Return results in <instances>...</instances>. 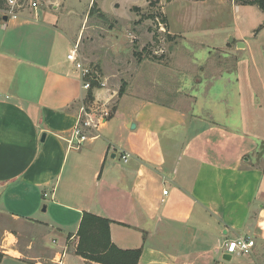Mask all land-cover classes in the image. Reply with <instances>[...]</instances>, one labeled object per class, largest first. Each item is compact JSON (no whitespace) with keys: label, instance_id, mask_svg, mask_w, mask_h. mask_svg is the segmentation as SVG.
I'll use <instances>...</instances> for the list:
<instances>
[{"label":"crops","instance_id":"crops-1","mask_svg":"<svg viewBox=\"0 0 264 264\" xmlns=\"http://www.w3.org/2000/svg\"><path fill=\"white\" fill-rule=\"evenodd\" d=\"M143 1L131 0L125 27L137 22L136 9L149 4ZM159 3L168 35L183 41L177 55H192L169 70L197 102L185 110L153 99L138 88L142 80L120 97L104 69L94 102L114 113L80 149L67 140L86 92L68 56L75 47L84 56L87 16L72 36L69 11L0 12V264H99L77 252L85 214L113 222L117 248L142 249L138 264H264V19L254 20L263 11L236 0ZM176 3L187 9L173 10L180 28L168 13ZM228 3L237 13L231 32L252 36L243 44L255 80L236 74L244 70L239 59L210 84L203 77L198 83L187 71L213 72L208 62L218 50L229 54L222 48L236 39L228 33L208 43L187 35L215 16L209 9L223 16ZM101 8L124 27L119 0L115 15ZM219 85L220 95L213 90ZM220 106L230 115L240 111L236 127L216 121ZM239 237L255 241L252 253L225 260V244Z\"/></svg>","mask_w":264,"mask_h":264},{"label":"rangeland","instance_id":"rangeland-1","mask_svg":"<svg viewBox=\"0 0 264 264\" xmlns=\"http://www.w3.org/2000/svg\"><path fill=\"white\" fill-rule=\"evenodd\" d=\"M20 1L23 7L17 12L24 9L27 11L33 9L31 7L33 2L38 4V9L41 10V13L48 11L54 12L56 10L58 14H61L69 11L66 16V22L68 27H70L69 32L72 36L78 34L82 21L87 16L85 24L86 30H84L85 34H82L81 38L85 51L82 60L94 71V75L99 78L100 83H102L100 76L105 69L107 74L114 76L113 80H111L113 86L118 87L119 90L124 89V92L130 89L129 86L133 88V83L142 80L140 84H137V86L139 85L138 88L146 92L149 91L153 99L171 102L170 104L180 106L185 110L192 109L197 102L195 97L192 96V91H184L178 86L175 80L177 73L173 70H169L172 69V66L174 67V64L191 63L192 55H185V50L180 52V56L177 55V49L180 48L179 50L181 51L183 41L168 35L167 27L163 23L164 14L161 10V4L158 3L157 8L152 9L150 7V3L155 4L157 0H149V4L146 8L135 12L138 23L136 22L129 27L125 26L128 25V21L132 16L129 10V3L131 0H119L122 8L118 11L117 16L124 24V27L115 18L105 14L101 8V6H103V8L112 15H115L116 13L113 10L115 0ZM253 1L255 0H236V4L238 6H246ZM140 2L143 3L144 1L140 0ZM54 7L57 8L54 10ZM91 10L92 15L90 16ZM171 10L172 11H168V13L172 20V15L174 16L173 10L179 15V13L182 14L187 9L182 7V4L176 3ZM234 10V7H232L230 3L224 6L222 10L224 12L223 16L218 14V10L209 9L207 11L209 16H215L207 18L206 23L202 24L198 32L193 31L191 34L187 35L190 36V38L194 35H198V38L208 43H221L228 33H231L233 39H236L231 40L230 43H227L222 48L223 50L230 49L231 51L229 54L218 50L208 62L209 65L211 64L212 67L216 68L213 72L210 70H208V72L207 70L200 71V69L194 72L189 71L190 73L187 71L186 74L195 75L197 82L203 77L206 78L210 84L211 80L218 79L219 75L224 71L234 69L239 59L243 65L242 69L244 70L236 74L240 77L247 76L250 80H255L254 71L250 67L252 60L250 61L251 58L249 53L245 52L246 47L239 49L237 47V43L246 44V42L250 41L248 38H252V36L243 40L239 33L235 34L234 31L231 32V29H229L231 26H234L231 24L234 15H237ZM263 13L264 12L258 11L256 14L258 19L254 20L259 21L261 16H263L264 19ZM173 23H175L174 19ZM175 25V28L182 27V23L180 22H176ZM263 26L264 21L258 27V31L263 30ZM112 30H116V32L113 34L111 33ZM247 31L248 30L245 32ZM228 41L229 40H227V42ZM257 48V54L258 57H260L262 43H258ZM84 57H86V59ZM259 63H261V61H259ZM72 65L76 69V65L73 63ZM196 87H199V84ZM215 88L213 89L214 93L220 95L222 93V86L219 85L216 89ZM108 108L111 113L113 107L109 106ZM218 108L220 115H217L216 121L221 124H228L236 127L235 125L239 123L237 118L238 115H240V111L237 110L230 115L223 111L221 106Z\"/></svg>","mask_w":264,"mask_h":264},{"label":"built area","instance_id":"built-area-1","mask_svg":"<svg viewBox=\"0 0 264 264\" xmlns=\"http://www.w3.org/2000/svg\"><path fill=\"white\" fill-rule=\"evenodd\" d=\"M8 9L4 11L6 15L15 16L17 11L22 9L23 5L20 0H8ZM33 9H38V4L33 2L31 4ZM68 61L76 65V71L79 74L81 80L82 90L86 92L85 98L81 102L79 114L77 117V123L71 134V137L67 140L69 148L80 149L81 146L86 144L93 136L99 135L101 128L105 125L107 120L111 117L109 106H100L94 101H88L87 94L93 89L92 81L99 82V86L104 87V84L100 83L98 77H95L94 71L87 66L78 55V49L75 48L68 56ZM95 88L93 91L99 89ZM129 155L122 156L123 162L127 163ZM167 195V191L164 192ZM255 247V241L239 237L237 239L229 240L225 244L226 253L234 255H250ZM62 264V262H59Z\"/></svg>","mask_w":264,"mask_h":264},{"label":"trees","instance_id":"trees-1","mask_svg":"<svg viewBox=\"0 0 264 264\" xmlns=\"http://www.w3.org/2000/svg\"><path fill=\"white\" fill-rule=\"evenodd\" d=\"M7 1L8 0H0V12H4L8 9ZM20 3L22 2L20 1ZM158 3L159 0H157L155 4L150 3V7L152 9L157 8ZM249 5H257L264 12V0H255L250 2ZM136 10L139 11L140 9ZM89 15H92V10ZM163 23L167 26L165 17H163ZM98 87H100L99 83L92 81L93 89L87 94L88 101H94L93 90ZM123 94L124 89H121L119 96L122 97ZM113 113L114 109L111 112V116ZM112 223L113 222L108 219L85 214L78 232V254L87 260L99 264H138L142 249L121 250L117 248L111 240L110 226Z\"/></svg>","mask_w":264,"mask_h":264},{"label":"water","instance_id":"water-1","mask_svg":"<svg viewBox=\"0 0 264 264\" xmlns=\"http://www.w3.org/2000/svg\"><path fill=\"white\" fill-rule=\"evenodd\" d=\"M238 47H240V48H244L245 45H244L243 43H240V44L238 45ZM45 136H46V135H43L42 141L45 140ZM225 260H231V255L226 256V257H225Z\"/></svg>","mask_w":264,"mask_h":264}]
</instances>
